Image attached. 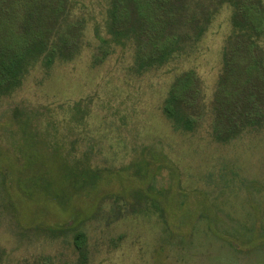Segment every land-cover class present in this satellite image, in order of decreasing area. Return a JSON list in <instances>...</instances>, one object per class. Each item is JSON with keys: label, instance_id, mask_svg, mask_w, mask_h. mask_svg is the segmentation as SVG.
I'll return each instance as SVG.
<instances>
[{"label": "rangeland", "instance_id": "rangeland-1", "mask_svg": "<svg viewBox=\"0 0 264 264\" xmlns=\"http://www.w3.org/2000/svg\"><path fill=\"white\" fill-rule=\"evenodd\" d=\"M221 1L167 31L127 4L117 43L107 0H52L48 41L76 51L0 97V264H264V0Z\"/></svg>", "mask_w": 264, "mask_h": 264}, {"label": "trees", "instance_id": "trees-1", "mask_svg": "<svg viewBox=\"0 0 264 264\" xmlns=\"http://www.w3.org/2000/svg\"><path fill=\"white\" fill-rule=\"evenodd\" d=\"M62 1L67 2V0H55V5ZM51 2L52 0H0V97L18 88L28 69L36 63L49 66L56 58L67 60L75 53L76 47L72 46L67 39H62V42L53 45L48 41L49 32L47 31L52 14L47 12L51 10ZM107 2L106 25L111 35L110 39L117 43H124L130 35L133 37L139 35L134 30V26H129L125 30L121 28L123 26L121 22L126 16L124 10L127 4L132 5L136 11L141 10L144 16H148L153 23L150 29H155L154 26L162 22L164 23L162 29L167 31L175 20L173 6L181 5L183 0H125L124 2L107 0ZM222 3H224L223 0L219 4ZM157 7L162 10L161 17L153 14ZM236 9L238 10V6ZM233 21L239 28L245 27L249 30L246 24L242 26L240 15L236 11ZM196 24L199 25L198 21ZM201 30L202 28H199L198 35L202 32ZM142 37L145 38V36ZM171 43L170 41L167 45L140 57L142 66L150 67L165 62L174 49L170 48ZM163 111L172 119L176 127L188 129L192 124L189 115L178 104L174 91L165 100ZM22 116H24L23 121L29 120L28 113ZM84 240L85 236L82 232L74 235L75 246L80 251Z\"/></svg>", "mask_w": 264, "mask_h": 264}]
</instances>
